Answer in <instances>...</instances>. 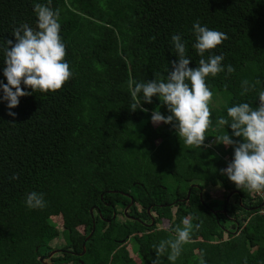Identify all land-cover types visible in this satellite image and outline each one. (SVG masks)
<instances>
[{
	"label": "trees",
	"instance_id": "1",
	"mask_svg": "<svg viewBox=\"0 0 264 264\" xmlns=\"http://www.w3.org/2000/svg\"><path fill=\"white\" fill-rule=\"evenodd\" d=\"M36 3L59 10L72 76L49 92L22 83L30 94L12 109L0 89V264H44L49 241L61 234L69 251L52 256L56 264H135L125 249L130 239L140 264H152L156 247L174 240L185 218L194 225L190 241L174 262L168 248L158 264H200L201 253L204 264H264L262 201L222 174L234 146L216 142L232 137L230 126L217 124L230 120L227 109L255 108L264 91V0H0V84L7 83L6 41L15 42L22 23L37 28ZM196 22L228 36L203 57L224 59L223 71L206 77L212 124L201 147L186 145L173 124L152 126L153 110L171 114L159 97L145 103L139 93L140 108L132 111L130 87L166 80L176 34L189 67H198ZM208 185L220 186V200ZM32 192L43 195V207L27 206ZM52 216H60V230ZM161 219L164 228L155 226Z\"/></svg>",
	"mask_w": 264,
	"mask_h": 264
},
{
	"label": "clouds",
	"instance_id": "2",
	"mask_svg": "<svg viewBox=\"0 0 264 264\" xmlns=\"http://www.w3.org/2000/svg\"><path fill=\"white\" fill-rule=\"evenodd\" d=\"M34 12L38 18L37 28L33 29L27 23H22L13 31L15 42L6 41L8 47L4 50L6 66L3 75L7 83L0 84V89L3 92L2 99L7 101L9 109L18 106L20 97L30 94L21 88L22 83L31 88L32 92H49L61 89L72 76L64 59L66 48L60 36L59 10L54 11L48 5L36 3ZM193 30L196 36L193 47L201 57L198 67H189L191 60L186 57V44L179 34L173 35L171 40L177 59L171 62V70H168L166 80L130 82V87L134 84L131 91L134 101L131 109L135 111L137 107L140 108L138 94L141 92L145 103H151L154 96L159 97L171 114L165 116L159 110H153L151 122L154 125L173 124L186 145L201 147L212 124L210 103L213 92L206 83V77L216 76L223 71L221 62L224 59L223 55H210L207 59L203 57L206 51L222 44L228 36L201 26L199 22L193 24ZM227 71L232 73L235 69L228 65ZM248 83L247 80L243 81L244 85ZM247 91L248 88L245 87L244 92ZM258 100L259 104L255 108L248 103L229 107L227 116L230 120L220 117L217 121L218 126H230L232 137H240L242 140H234L225 133L217 137L216 142L234 146V158L221 170L222 174L238 189L243 187L254 192H264V91L259 93ZM8 115L15 117L16 114L9 111ZM26 203L30 208L43 207V195L32 192L27 196ZM182 224L183 227L177 226L173 229L176 233L174 240L159 243L156 247L157 259L152 264H158V258L168 248L171 249L168 255L170 261L174 262L179 257L182 246L190 241L194 230L192 219L185 218ZM195 227L198 228L199 225ZM200 264H204L203 253Z\"/></svg>",
	"mask_w": 264,
	"mask_h": 264
},
{
	"label": "rangeland",
	"instance_id": "3",
	"mask_svg": "<svg viewBox=\"0 0 264 264\" xmlns=\"http://www.w3.org/2000/svg\"><path fill=\"white\" fill-rule=\"evenodd\" d=\"M216 104V103H215ZM152 126H156L154 125L152 122H151ZM214 141V139H211L207 145H209V147L211 146L212 142ZM204 190L208 191L209 192V195L212 196V197H217V199L220 200V196L222 195V190L220 188V186L216 185V186H206L204 188ZM231 195V194H230ZM229 195V196H230ZM171 211L173 212L174 211V207L171 208ZM155 216L154 213H150V217L153 219V217ZM117 217L121 220V215H117ZM230 218V217H229ZM231 219V218H230ZM51 220L54 222V224L56 225V227L60 230L61 229V224H60V216H52L51 217ZM168 225V221L165 220V219H161L157 224H155L156 227H160V228H164ZM78 231H82V228L81 227H78L77 228ZM225 237V234H223V238ZM64 243V238L61 235H59L58 237H55L53 238L52 240L49 241L48 245L51 247V248H59L62 244ZM125 249L128 253V255L131 257L132 261L135 263V264H140L141 262V258L136 255V253H134V249H135V244H134V241L132 239L128 240L126 245H125ZM58 253L57 252H54V254L52 255H57ZM51 255V256H52ZM44 261H48L47 259H43Z\"/></svg>",
	"mask_w": 264,
	"mask_h": 264
},
{
	"label": "water",
	"instance_id": "4",
	"mask_svg": "<svg viewBox=\"0 0 264 264\" xmlns=\"http://www.w3.org/2000/svg\"><path fill=\"white\" fill-rule=\"evenodd\" d=\"M258 100V99H257ZM258 102H259V100H258ZM188 192H189V190L187 189V192H186V196H185V198H187V196H188ZM234 192H236V191H234ZM231 193H229V194H227V196H226V200H227V198L229 197V195H230ZM123 195H127V194H124L123 193ZM131 203H132V199H131V197H129V203L124 207V209H123V213H125V210L127 209V207L129 206V205H131ZM263 203H261L260 204V206L262 205ZM222 213H225L224 212V209H222ZM152 223H153V220H152V218H151V222L149 223V225H152ZM145 224V223H144ZM92 227H93V225H92ZM91 233V231L89 232V234ZM84 240H86V237H85V239ZM81 246H82V250H81V252L79 253V254H82V252H83V243L81 244ZM56 250H53V251H49L48 252V254H47V256L48 257H50L52 254H54V252H55ZM40 261H41V259H40Z\"/></svg>",
	"mask_w": 264,
	"mask_h": 264
},
{
	"label": "flooded vegetation",
	"instance_id": "5",
	"mask_svg": "<svg viewBox=\"0 0 264 264\" xmlns=\"http://www.w3.org/2000/svg\"><path fill=\"white\" fill-rule=\"evenodd\" d=\"M63 244H64V243H63ZM63 244H62V245H63ZM62 245H61L59 248H54V247L51 248V247H50V248H51L50 251L56 250L55 252H57V253H62V251H63V252H65V251H69V250L63 249V248H62ZM47 254H48V253H47ZM47 254L45 255V259H47L48 261H44V260H43L44 258H40L41 261H42L44 264H56V263H54V262H52V261L50 260V258H51L52 256H54V255L48 257ZM57 264H58V263H57ZM65 264H70V262H67V263H65Z\"/></svg>",
	"mask_w": 264,
	"mask_h": 264
},
{
	"label": "built area",
	"instance_id": "6",
	"mask_svg": "<svg viewBox=\"0 0 264 264\" xmlns=\"http://www.w3.org/2000/svg\"><path fill=\"white\" fill-rule=\"evenodd\" d=\"M250 194H252L256 199H261V201L264 202V192L250 191ZM258 213L264 215V205L258 209Z\"/></svg>",
	"mask_w": 264,
	"mask_h": 264
}]
</instances>
